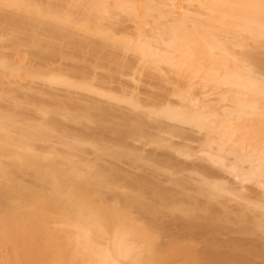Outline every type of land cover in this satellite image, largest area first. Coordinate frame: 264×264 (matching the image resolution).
Listing matches in <instances>:
<instances>
[{
  "label": "bare ground",
  "instance_id": "1",
  "mask_svg": "<svg viewBox=\"0 0 264 264\" xmlns=\"http://www.w3.org/2000/svg\"><path fill=\"white\" fill-rule=\"evenodd\" d=\"M0 264H264V0H0Z\"/></svg>",
  "mask_w": 264,
  "mask_h": 264
}]
</instances>
